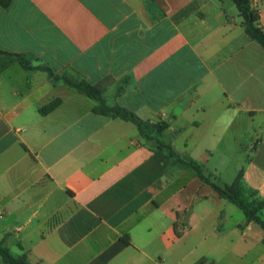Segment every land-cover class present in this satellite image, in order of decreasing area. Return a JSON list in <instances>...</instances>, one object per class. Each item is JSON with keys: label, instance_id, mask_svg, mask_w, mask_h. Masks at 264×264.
<instances>
[{"label": "crops", "instance_id": "1", "mask_svg": "<svg viewBox=\"0 0 264 264\" xmlns=\"http://www.w3.org/2000/svg\"><path fill=\"white\" fill-rule=\"evenodd\" d=\"M251 2L264 30V0ZM41 67L106 80L109 105L168 128L146 140ZM162 143L220 185L243 172L264 198V48L232 0L0 5V242L14 256L264 264V229Z\"/></svg>", "mask_w": 264, "mask_h": 264}, {"label": "trees", "instance_id": "2", "mask_svg": "<svg viewBox=\"0 0 264 264\" xmlns=\"http://www.w3.org/2000/svg\"><path fill=\"white\" fill-rule=\"evenodd\" d=\"M12 0H0V5L8 8ZM239 11L242 18V25L245 28L247 35L255 42L264 48V30L258 25L260 15L258 10L252 6L251 0H232ZM22 65L27 67L26 57L17 55ZM42 70L48 73L49 77L55 82L63 81L69 87L78 90L87 97L94 99L97 105L94 107V112L112 118H122L131 121L137 125L141 135L146 140L152 139V134L161 136L167 126L163 123L152 124L139 118L135 113L130 112L124 107L118 105H109L104 97L106 84L105 81L99 84H91L86 78L79 75L69 76L67 73L58 75L49 67H41ZM60 100L54 101L49 106L42 109L43 113L49 112L60 104ZM162 143L160 146H166L172 156L176 157L179 162L194 170L197 175L205 183L211 185L220 196L237 205L245 214L248 222H256L264 229V198L259 195V192L249 187L244 179V174L241 172L236 180L230 185H220L212 175L207 173L204 166L198 161L190 157H181L175 152L172 146ZM177 235H180L177 232ZM129 243L128 240L125 241ZM0 258L3 264H31L27 254L14 256L10 249L0 242Z\"/></svg>", "mask_w": 264, "mask_h": 264}]
</instances>
